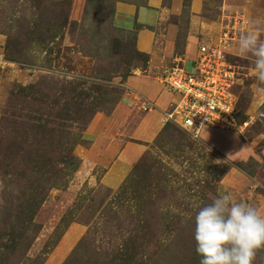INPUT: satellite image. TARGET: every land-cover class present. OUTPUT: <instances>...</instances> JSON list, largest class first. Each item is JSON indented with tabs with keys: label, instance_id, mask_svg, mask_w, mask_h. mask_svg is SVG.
Returning a JSON list of instances; mask_svg holds the SVG:
<instances>
[{
	"label": "rangeland",
	"instance_id": "1",
	"mask_svg": "<svg viewBox=\"0 0 264 264\" xmlns=\"http://www.w3.org/2000/svg\"><path fill=\"white\" fill-rule=\"evenodd\" d=\"M147 3L0 0V264H200L201 207L228 194L264 213V85L238 51L264 0L125 17ZM172 69L215 77L231 125L166 121Z\"/></svg>",
	"mask_w": 264,
	"mask_h": 264
},
{
	"label": "clouds",
	"instance_id": "2",
	"mask_svg": "<svg viewBox=\"0 0 264 264\" xmlns=\"http://www.w3.org/2000/svg\"><path fill=\"white\" fill-rule=\"evenodd\" d=\"M264 21H250L241 34L238 51L254 57L253 74L264 85ZM260 91L264 92V88ZM195 251L200 264H253L264 249V213L228 194L212 199L195 215Z\"/></svg>",
	"mask_w": 264,
	"mask_h": 264
},
{
	"label": "built area",
	"instance_id": "3",
	"mask_svg": "<svg viewBox=\"0 0 264 264\" xmlns=\"http://www.w3.org/2000/svg\"><path fill=\"white\" fill-rule=\"evenodd\" d=\"M163 78L170 90L181 98V105L166 117V121L177 123L194 136L202 128L214 130L231 125V96L215 77H204L202 72L196 76V73L186 74L172 69Z\"/></svg>",
	"mask_w": 264,
	"mask_h": 264
},
{
	"label": "crops",
	"instance_id": "4",
	"mask_svg": "<svg viewBox=\"0 0 264 264\" xmlns=\"http://www.w3.org/2000/svg\"><path fill=\"white\" fill-rule=\"evenodd\" d=\"M178 1L179 0H175L176 4L178 3ZM152 2H153L152 0H148V3H147L146 6L140 7L138 9L136 7H134V6H129V7L132 8L133 13L132 14H125V17L127 18L129 16L128 19L131 22H133V19H135V23H137L138 25H141V26L142 25H148V24H151V23L156 24L158 22V20H159V17H160V11H162V8H161L162 7L161 6L162 0H156V1H154V3H152ZM118 14L119 13L116 14L115 18H118L117 16H120ZM151 14H154V16H152ZM133 24H134V22H133ZM141 30H146V28L143 27L139 31H141ZM146 31H148V30H146ZM153 37H154V35H153ZM136 38H137L136 39V47H137V40L139 38V33H137ZM149 99H150V97L148 96V100ZM212 142H213V144H211V143H208V144H210V145L214 146L215 148H217L218 147L217 144H219V143L216 140H214ZM215 142H217V144ZM217 149L220 150L221 152H224V154H227L226 151L228 150V147H225L224 150L221 149L220 147L217 148Z\"/></svg>",
	"mask_w": 264,
	"mask_h": 264
},
{
	"label": "trees",
	"instance_id": "5",
	"mask_svg": "<svg viewBox=\"0 0 264 264\" xmlns=\"http://www.w3.org/2000/svg\"><path fill=\"white\" fill-rule=\"evenodd\" d=\"M241 168V167H240ZM242 169V168H241Z\"/></svg>",
	"mask_w": 264,
	"mask_h": 264
}]
</instances>
